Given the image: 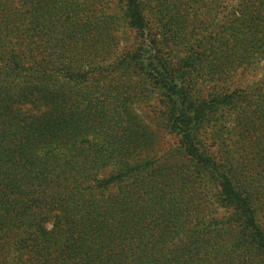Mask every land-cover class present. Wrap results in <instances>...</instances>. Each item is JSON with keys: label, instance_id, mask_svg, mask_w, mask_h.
<instances>
[{"label": "trees", "instance_id": "obj_1", "mask_svg": "<svg viewBox=\"0 0 264 264\" xmlns=\"http://www.w3.org/2000/svg\"><path fill=\"white\" fill-rule=\"evenodd\" d=\"M202 1L0 0V264H264V0Z\"/></svg>", "mask_w": 264, "mask_h": 264}, {"label": "rangeland", "instance_id": "obj_2", "mask_svg": "<svg viewBox=\"0 0 264 264\" xmlns=\"http://www.w3.org/2000/svg\"><path fill=\"white\" fill-rule=\"evenodd\" d=\"M201 2V1H200ZM202 2H208V0H204ZM236 0H232L231 6H233L235 4ZM225 6V5H224ZM224 15L225 16V11H222V14L220 16ZM120 36V35H119ZM257 74L261 73V72H256ZM248 79H252V77H248ZM145 104H137V114L141 117V119L144 122V125L147 126V129L151 130L152 132L155 131V126L153 125V123H151V119H152V113H153V107L157 105V101L156 100H152V102H147L145 101ZM219 121L217 123V127L219 128L220 124H225V111L222 114H219ZM209 143V142H208ZM173 144L172 139H170L169 137H167L166 135H160L158 136V144L156 145V149L158 150H167L170 145ZM218 146L216 145V147H214L215 151L217 150ZM161 152V151H160Z\"/></svg>", "mask_w": 264, "mask_h": 264}]
</instances>
